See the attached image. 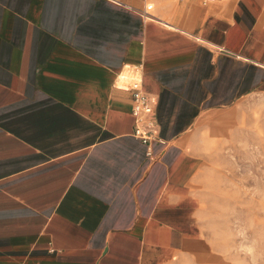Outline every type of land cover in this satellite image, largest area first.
<instances>
[{
  "label": "crops",
  "instance_id": "0c3cea01",
  "mask_svg": "<svg viewBox=\"0 0 264 264\" xmlns=\"http://www.w3.org/2000/svg\"><path fill=\"white\" fill-rule=\"evenodd\" d=\"M259 101L264 0H0V264L202 258L196 152Z\"/></svg>",
  "mask_w": 264,
  "mask_h": 264
},
{
  "label": "rangeland",
  "instance_id": "374dc122",
  "mask_svg": "<svg viewBox=\"0 0 264 264\" xmlns=\"http://www.w3.org/2000/svg\"><path fill=\"white\" fill-rule=\"evenodd\" d=\"M239 127L202 137L193 190L206 250L179 264H264V101L244 103Z\"/></svg>",
  "mask_w": 264,
  "mask_h": 264
},
{
  "label": "built area",
  "instance_id": "2783aa9c",
  "mask_svg": "<svg viewBox=\"0 0 264 264\" xmlns=\"http://www.w3.org/2000/svg\"><path fill=\"white\" fill-rule=\"evenodd\" d=\"M132 114L134 116L133 135L146 146V154L153 158L150 142L158 135V126L153 116L156 97L142 88L141 77L132 72L129 77Z\"/></svg>",
  "mask_w": 264,
  "mask_h": 264
}]
</instances>
